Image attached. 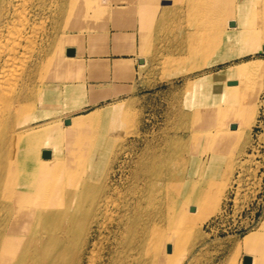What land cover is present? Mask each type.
Wrapping results in <instances>:
<instances>
[{
    "label": "rangeland",
    "instance_id": "374dc122",
    "mask_svg": "<svg viewBox=\"0 0 264 264\" xmlns=\"http://www.w3.org/2000/svg\"><path fill=\"white\" fill-rule=\"evenodd\" d=\"M174 4L163 5L158 0L154 1L152 19L150 23L143 25L141 31L139 18L135 19L134 26L116 25L111 18H101L96 34H101L104 39L95 42L93 48L86 30L83 31L82 43L60 37L67 29L69 19L65 18L63 24L61 20H59L60 24L55 23L53 18L47 16L43 5L42 15L36 20L40 29L35 31L33 40L24 45L22 54L16 62L15 82L20 92L21 104L28 103L36 113L41 112L45 106L54 108L59 105L61 108L60 114L48 115L47 119L85 114L106 105L123 103L116 114L107 113L104 117L94 120L82 134L87 133L85 134L87 139L95 142L88 144L84 152L86 166L82 164L83 162L80 164L72 181L83 182H80L82 185L80 184L79 190L82 192V187H85L86 190L84 189L85 192L82 194L88 196L86 198L90 197L91 191V185L87 183L95 186L96 193L90 192L92 196H98L103 192L109 194V208L113 211L112 219L108 220L107 224L100 229L94 226L89 232L90 241L83 250L81 259L83 262L80 264H104L109 257L113 260V264L138 263V259L141 262L146 252L145 243H149L153 238L151 230H148V235L142 230H145V224L146 226L147 223L152 224L153 220L150 218L155 219L158 202L162 212L169 213L165 218L166 221L176 213L174 221L176 223L179 220L178 223L180 222V227L184 231L180 239V245L184 250L180 251L173 261V257L169 258L171 263L167 260L164 264H242V256L245 253L243 236L249 231L256 230L262 223L264 225V79L258 92L262 102L260 101L256 121L246 129L248 131H243L244 133L235 142L239 134V131L236 132L233 143L220 153L222 159L218 168L216 165L211 167L208 164L212 157V147L205 152V146L201 145L193 149L190 144L193 135L204 132L208 127L205 115L207 111L203 110V107L209 103L207 96L212 74H217L227 65L242 60L264 59V51L259 48V43L249 48L250 44L247 45L241 38L229 41L226 38L228 33L222 43L223 46L214 48L217 42L211 37L216 33L218 26L220 28L218 30L220 32L222 30V33L229 27L226 21L223 23L219 19L216 25H210L208 29L203 30L201 21H205V17L195 15L196 8L189 2L185 7L180 0L175 1ZM46 5L50 7L51 13L59 11L60 2L57 0H48ZM169 8L170 14L167 11ZM120 29L134 31L135 54L145 56V59L142 58L138 62L136 69L131 68V72L126 74L125 79L131 80V85L120 87V91L112 94L110 98H102L94 103L86 102L76 109L71 102L60 103V99L55 97L58 104L55 101H42V91L46 88L52 89L58 86L57 89L64 87V90L67 84L74 83H82L84 97L91 99L92 89L98 92L96 86L86 80L92 78L90 74L93 68L90 67V63L93 59L91 58L104 51L111 36L114 38L117 32L121 31ZM142 36L145 39L142 40ZM58 43L62 45L60 58H64L65 55L64 45L74 44L79 47L78 58L82 61V68L76 75L71 73L62 78L52 76V63L56 57ZM241 47L246 51L236 58L214 62L221 51L227 49L238 52ZM207 59L211 62L204 63ZM129 68L130 66H127V71ZM86 71L89 72L88 76L85 75ZM14 118L11 117L8 122L6 137H10L12 131L9 126L19 124V120L15 121ZM33 120H29L33 125L41 123V121L34 123ZM241 129L242 127H238L236 130ZM15 134L17 137L20 136L19 131ZM25 137V135L21 137V142L23 139L29 141ZM88 154H90L89 159ZM66 155V151L60 155L61 168H57L58 172L55 170L56 174L60 175L55 185L60 183L64 185L63 168H66ZM172 160L177 165L175 171L172 167L167 168ZM92 168L91 176L89 173ZM224 174L228 175L223 177ZM147 176L158 177V183H155L158 188L166 182L169 193L176 191L175 198L178 199L175 205L170 203L169 194L160 201L162 195L160 189L159 192L152 194L153 199H151L149 187L147 189ZM191 182L196 184L192 190L193 199L190 205L185 206ZM216 182L221 187L214 201L213 185ZM184 189L187 192L183 194ZM65 195H62L63 202L66 199ZM81 196L71 200L72 209L79 207L83 199ZM119 202H128L131 206L141 202L145 206L144 213L134 211L142 217L145 224L142 229L141 226L140 229L134 228V239L130 240V243L127 242L130 234H122L116 229V218L120 212L116 209ZM89 204L85 203L82 208L86 211ZM34 209L37 211L40 208ZM185 209L189 211L186 214ZM188 216L194 218L189 221ZM163 218L164 215H161V221ZM42 231V227L37 228L34 237ZM120 237H122L121 244L117 242ZM95 239L96 243L93 246L92 241ZM21 240L22 250H28V247L30 250L37 246L36 240L32 241L29 238L28 231L22 234ZM140 241L144 243L143 246Z\"/></svg>",
    "mask_w": 264,
    "mask_h": 264
},
{
    "label": "bare ground",
    "instance_id": "6f19581e",
    "mask_svg": "<svg viewBox=\"0 0 264 264\" xmlns=\"http://www.w3.org/2000/svg\"><path fill=\"white\" fill-rule=\"evenodd\" d=\"M47 1L0 0V264H80L83 262L81 261L83 250L90 241L91 234L89 232L94 226L98 229L102 228L108 223V220L112 219L113 210L109 208L110 195L103 192L99 193L98 196H92L90 192L96 193L94 191L95 186L92 183H87L91 185V191L89 192L90 197L86 198L88 196L82 194L86 190L85 187L81 186L82 192L79 190L82 181L76 180L74 183L72 177L77 174L80 164L82 162L83 165L85 164L84 152L88 144L95 142V140L87 139L88 137L85 135L87 133L82 135L83 132L88 125L101 116L104 117L107 113L109 115L116 114L122 108L121 104L123 103L106 105L85 114L59 116L51 119L46 117L51 114H60L59 105L58 107L53 106L54 108L45 106L41 112L36 113V111L33 112V108L28 103L26 105L21 104L20 92L15 82V66L22 54L24 45L29 44L35 36V31L40 29L36 20L40 19L42 15L41 8L44 5L47 16L53 18L57 24L60 22L63 24L65 18L69 19L67 29L60 37L62 36L68 41L82 43L83 31L86 30L90 45L93 48L95 42L104 39L101 34H96V30L100 27L99 20L101 18H109L111 15L120 17L129 12L128 14H131L133 20L139 18L140 25L143 27V25L150 23L153 3L157 0H114L117 5L112 7L108 2L110 0H65L64 2L57 0L60 2V8L56 13L52 11V16L50 7L46 5ZM158 1L163 5L171 6L172 4L173 6L177 0ZM180 1L185 7L189 2L196 8L194 9L195 15L205 17V21H201L203 30L208 29L210 25H216L219 19L223 23L226 21V24L229 25L223 33L222 30L221 32L218 30L220 29L218 26L216 33L212 35L211 38H215L217 42L214 48L219 45L220 47L223 46L222 43L228 33L226 38L229 41L241 38L247 45L250 44L249 48L253 47L255 43H259V48L264 51V0ZM122 3L126 4L125 8L121 6ZM170 8L167 10L169 14ZM60 17L62 18L60 19ZM59 20L61 21L59 22ZM69 47L74 48L73 55H66V49ZM60 50H62V45L58 43L56 57L52 63V76L62 78L71 75V73L76 75L82 68V61L78 58L79 47L74 44L64 45V58L59 57ZM244 51L246 49L242 47L238 52L225 49L220 53L217 52L219 57L217 56L214 62L218 63L236 58ZM210 62L208 59L204 61V63ZM92 64L91 61L90 65L92 66ZM263 74L264 59L262 58L242 60L227 65L217 74H212L207 96L209 103L203 107V110L207 111L205 115L207 116L206 125L208 127L204 132L193 135L190 143L193 149L201 145L205 146V152L212 147L209 166L216 165L218 168L222 159L220 153L227 149L230 143H233L236 132L239 131V134L235 142L244 133L243 131H248L246 129L250 128L256 121L260 101L262 102L258 97V92L263 84ZM57 87H52V89L48 87L45 91L43 90L42 101H55L58 104L55 99L58 98L60 103L71 102L75 109L84 104L81 85H68L64 90V87L62 89H57ZM92 94H94V90H92ZM11 117H15V121L19 120V124L17 126L11 124L9 128L11 127L13 132L11 131L12 134L10 132V137H6V128ZM65 119H68L69 122L65 123ZM29 120H33L34 123L41 121V123L33 125ZM238 127H242V129L236 130ZM16 131L20 132L19 137L15 134ZM23 135L29 141L23 139L21 142ZM45 150H49L48 157L42 156ZM64 151L67 153L66 168H63L64 185L62 186L61 183L55 185L60 175H57L55 170L58 172L57 168H61L59 159ZM89 155L87 156L88 159ZM157 165L160 164L157 163ZM169 167H172L174 171L177 170L174 160L167 166V168ZM178 171L181 172V170ZM92 172L93 168L89 173L91 176ZM227 175L224 174L223 177ZM157 179L158 177L151 178L149 176L146 178L151 199H153L152 194L159 192L160 189L162 191L160 201L169 194L170 203L175 205L178 199L175 198L176 191L169 193L166 182H163L158 188L155 184L158 183ZM11 182H13L12 186H10ZM195 186L194 182L189 184L185 206L190 205L193 199L192 190ZM213 186L212 199L215 201L216 193L221 185L216 182ZM69 189L74 190L71 192V190L68 191ZM186 192L185 189L182 191L183 194ZM64 194H66L65 202H63L64 199L62 200ZM80 195L83 199L80 198L79 207L72 209L70 207L71 200ZM85 203H90L86 207V211L82 208ZM118 205L116 210L120 212L116 218V229L122 234L129 233L127 242L130 243V240L134 239V228L140 229L141 226L142 229L145 224L142 217L135 214L134 211L144 213L145 206L141 202H136L134 206L128 202H119ZM157 205L159 207L156 209L155 219L150 218L153 220L152 224L147 223V226L145 224V230H142L147 235L149 234L148 230H151L153 238L149 243H145L146 252L143 254L142 261L139 262L138 259V263L133 262L131 264H164L167 260L171 263L169 258L173 257V261L176 255L184 250L183 246L180 245L184 231L180 227V222L178 223L179 220L176 223L174 221L177 216L176 213H173V217L166 221L165 218L169 213L162 212L159 202ZM35 207L40 209L35 211ZM188 212L185 209V214ZM161 215H164L162 221ZM193 218L194 216L189 217V221ZM40 227L43 228L42 233L34 237L36 229ZM27 231L29 238L32 241L36 240L37 246L30 250V247L28 250H22L20 249L21 237ZM121 238H118L119 244H121ZM242 242L245 248L244 255L250 258V264H264L263 223L256 230L245 234ZM95 243L96 239L92 241V245L94 246ZM140 243L141 246L144 245L141 241ZM27 257L31 260L29 261ZM104 264H113V260L109 257V260Z\"/></svg>",
    "mask_w": 264,
    "mask_h": 264
},
{
    "label": "crops",
    "instance_id": "0c3cea01",
    "mask_svg": "<svg viewBox=\"0 0 264 264\" xmlns=\"http://www.w3.org/2000/svg\"><path fill=\"white\" fill-rule=\"evenodd\" d=\"M110 7L115 6L117 4L114 1H108ZM121 5V4H119ZM125 8L126 4L121 5ZM128 9V8H127ZM126 9V10H127ZM125 10V11H126ZM129 13V12H128ZM126 13L124 16L116 17L115 15L109 16V18L113 19L116 25H132L134 26L133 17L131 14ZM139 29L142 30V27L139 22ZM121 31L117 32V34L109 39V43L101 53L95 55V57L91 58L93 62L91 70L92 78H87V82L89 84L95 85L98 92L94 91V94L91 93V99H86L84 96V87L82 83H74L81 85L83 89V101L84 104L86 102H98L102 98H110L112 94H117L122 86L131 85V80L125 79L127 76V72H131L132 69H136V65H138V59L144 58L143 55H136V48L133 44V35L134 31L130 32L127 29H120ZM115 33V32H114ZM144 36V35H143ZM142 36L145 39V37ZM127 66H130L127 71ZM89 72L86 71L85 75L88 76ZM66 85V84H65ZM72 85V84H68ZM93 90V89H92ZM109 95V96H108Z\"/></svg>",
    "mask_w": 264,
    "mask_h": 264
},
{
    "label": "water",
    "instance_id": "95a60500",
    "mask_svg": "<svg viewBox=\"0 0 264 264\" xmlns=\"http://www.w3.org/2000/svg\"><path fill=\"white\" fill-rule=\"evenodd\" d=\"M74 54V48L69 47L66 49V55H73ZM142 58H139L138 61H141ZM68 119H65V123H68ZM43 157H48L49 156V150L43 151L42 154ZM242 264H250V258L247 255L243 256Z\"/></svg>",
    "mask_w": 264,
    "mask_h": 264
}]
</instances>
